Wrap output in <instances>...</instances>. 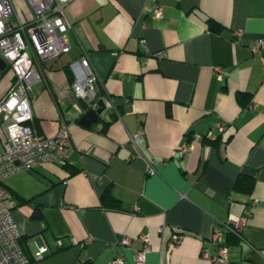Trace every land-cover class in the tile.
Here are the masks:
<instances>
[{"label": "crops", "instance_id": "1", "mask_svg": "<svg viewBox=\"0 0 264 264\" xmlns=\"http://www.w3.org/2000/svg\"><path fill=\"white\" fill-rule=\"evenodd\" d=\"M65 14L69 51L35 61L42 78L31 113L47 136L69 123L67 165L45 162L1 182L23 251L47 247L34 264H137V237L147 233L144 264H209L200 252L213 225L249 211L228 264H264V64L250 49L264 37V0H71ZM32 15L14 9L13 21ZM83 54L120 113L104 110L89 126L64 69ZM238 92L251 96L244 107ZM139 130L136 154L129 135ZM208 131L213 142L196 138ZM240 174L253 178L249 192L235 189ZM106 189L116 209L101 206ZM176 231L186 235L172 246ZM123 236L130 244L119 249Z\"/></svg>", "mask_w": 264, "mask_h": 264}, {"label": "built area", "instance_id": "2", "mask_svg": "<svg viewBox=\"0 0 264 264\" xmlns=\"http://www.w3.org/2000/svg\"><path fill=\"white\" fill-rule=\"evenodd\" d=\"M26 1L32 17L26 21H13L12 1L0 0V58L5 63L4 69H0V78L6 71L11 74V81L0 97V264H29L18 244L22 233L12 215L15 202L10 192L3 187L2 179L13 172L33 169L45 162L63 165L73 147L69 123L61 120L56 132L47 136L38 130L31 113V89L42 78L35 61L56 58L69 51L70 42L66 33L72 25L66 17L65 7L71 0ZM155 14L159 16L160 9ZM234 36L239 38L241 31H235ZM250 49L264 64V37L256 39ZM156 55L162 56L160 52ZM68 68L73 77L71 90L77 100L74 107L79 113L96 110L101 101L105 111L120 115L113 97L106 91H100L103 89L99 84L100 79L86 54L70 60ZM214 72L222 74V69L217 66ZM223 128V125L219 126L220 130ZM205 136L214 137L211 131L205 133ZM196 138H202V135L196 134ZM129 139L138 154V143L143 142L142 130L129 135ZM190 148L189 144H184L179 152L185 153ZM154 171L153 164L148 162L146 172L151 174ZM248 215L249 211L244 216L230 217L214 224L208 236V245L201 249V257L209 264H228V247L223 244L224 234L232 231L241 237V226ZM162 230L163 227H159L158 231ZM185 235V231L171 233V245L180 243ZM137 238L143 246L133 253V260L137 264H144L151 249L149 236L141 233ZM129 244L128 236L117 240L119 249ZM47 251L45 245L39 246L33 258L39 260ZM108 264L127 262L124 257L117 256Z\"/></svg>", "mask_w": 264, "mask_h": 264}, {"label": "trees", "instance_id": "3", "mask_svg": "<svg viewBox=\"0 0 264 264\" xmlns=\"http://www.w3.org/2000/svg\"><path fill=\"white\" fill-rule=\"evenodd\" d=\"M207 22H208L209 26H212V24H214V22H212L211 19H208ZM64 69H65V71L67 73V76H68V79H69V82H70V85H71L73 77H72V74H71V72H70V70L68 68V65ZM99 84L101 85V87H103V89L100 88L101 89L100 91L105 93L106 90H105V88L103 86V83L100 81ZM236 100L239 102L241 107H244V106H246L248 104V102L251 101V96H249L247 94H242L241 92H238L237 95H236ZM81 106H83V105L81 104ZM85 112H87V111H85ZM85 112H83L82 114H84ZM80 115H81V113H80ZM34 124L37 126L36 121H34ZM37 128L39 130V127H37ZM214 138L215 137L207 138L205 136V134L202 135V139L204 141H207V142H213L215 140ZM211 140H213V141H211ZM66 165H67V162L65 164L61 165V166L62 167H66ZM253 183H254V180H253L252 177H250L248 175H245V174H240L238 176V178L236 179L234 187H235V189H239V190L244 191V192H249L251 190L252 186H253ZM11 196H12V194H11ZM100 201H101V206L103 208H105V209H116V207H117V204H116L117 200L111 195V193L109 192L108 189H106L105 193H103L101 195ZM176 232H184V231H176ZM20 239H21V237L18 240V244H19L23 254L27 257V259L29 261V264H34L36 259H34L33 256L31 257L30 255H27L23 251V248L21 247ZM241 240H242L241 237L236 235L234 232L226 231L225 234H224V243L223 244L226 245L227 247H229L230 245H237V244L239 245L241 243ZM59 247L60 248H64V245L61 244ZM81 264H89V262H83Z\"/></svg>", "mask_w": 264, "mask_h": 264}, {"label": "rangeland", "instance_id": "4", "mask_svg": "<svg viewBox=\"0 0 264 264\" xmlns=\"http://www.w3.org/2000/svg\"><path fill=\"white\" fill-rule=\"evenodd\" d=\"M14 9H17L20 13L27 14V12H30V8L28 4L24 0H19L18 2L14 0H11ZM10 73L4 72L0 78V90L4 88V86H8L9 79H10Z\"/></svg>", "mask_w": 264, "mask_h": 264}, {"label": "water", "instance_id": "5", "mask_svg": "<svg viewBox=\"0 0 264 264\" xmlns=\"http://www.w3.org/2000/svg\"><path fill=\"white\" fill-rule=\"evenodd\" d=\"M5 66L4 61L0 58V69L3 70ZM104 110V106L101 101H99V107L96 110H89L87 111L82 118L80 119V122L84 125L89 126L91 123L95 122L98 115L102 113Z\"/></svg>", "mask_w": 264, "mask_h": 264}]
</instances>
